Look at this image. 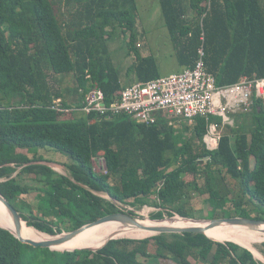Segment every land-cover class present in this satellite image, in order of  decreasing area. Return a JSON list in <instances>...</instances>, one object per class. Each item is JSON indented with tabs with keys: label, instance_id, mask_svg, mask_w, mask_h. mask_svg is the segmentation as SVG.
<instances>
[{
	"label": "trees",
	"instance_id": "trees-1",
	"mask_svg": "<svg viewBox=\"0 0 264 264\" xmlns=\"http://www.w3.org/2000/svg\"><path fill=\"white\" fill-rule=\"evenodd\" d=\"M148 2L0 0V193L13 206L34 194L40 208H46L40 215L18 210L23 225L48 235L70 232L121 212L115 201L138 209L154 206L159 210L150 215L153 220L166 215L195 219L185 208L195 193L208 195L216 203V213L264 219V213L252 216L248 208L255 201L264 210V100L239 112L236 127L223 134L215 151L203 143L204 118L193 123L182 119L178 123L187 126L179 130L177 119L175 126L164 118L144 125L128 115L85 111L92 90H101L110 104L135 83L164 77L145 31L136 35L138 21L145 22L141 11L147 20L158 18L166 27L164 42L181 69H193L202 48L207 71L218 86L245 77L264 78V0ZM119 29L131 56L124 75L108 46ZM133 75L131 85H125ZM63 76L75 89L71 101L60 89ZM39 149L68 156L72 162L65 166L70 175L43 164ZM98 159L101 171L93 164ZM224 173L238 183V193L227 185ZM188 176L193 179L188 181ZM25 179L38 187L25 185ZM262 247L264 254V243ZM161 260L261 264L249 249L204 234L118 238L96 252H60L24 244L0 227V264H161Z\"/></svg>",
	"mask_w": 264,
	"mask_h": 264
},
{
	"label": "built area",
	"instance_id": "built-area-1",
	"mask_svg": "<svg viewBox=\"0 0 264 264\" xmlns=\"http://www.w3.org/2000/svg\"><path fill=\"white\" fill-rule=\"evenodd\" d=\"M204 54L200 49L193 69L135 84L110 104L101 90H92L87 96L85 111L101 116L128 115L146 125L156 124L160 118L171 124L175 119L193 123L196 118H204L207 133L203 142L207 150L215 151L224 128L235 126V116L251 110L258 99L264 98V78L245 77L236 84L218 86L216 78L207 71ZM121 207L135 211L131 206ZM176 218L180 219L179 215L174 216ZM260 262L264 264V259L260 258Z\"/></svg>",
	"mask_w": 264,
	"mask_h": 264
},
{
	"label": "rangeland",
	"instance_id": "rangeland-1",
	"mask_svg": "<svg viewBox=\"0 0 264 264\" xmlns=\"http://www.w3.org/2000/svg\"><path fill=\"white\" fill-rule=\"evenodd\" d=\"M144 1L146 3H149L148 0H144ZM149 4L153 5L154 1H152V3H149ZM141 10H143V7ZM143 15H144V12L141 11L140 17L142 16L141 19H145V22H143L141 20L138 21L137 26H135V30H137L136 35L139 36V34L141 35V33H140L141 31H145V33H146L145 39L147 40L146 42H150L148 46L149 47L152 46L150 48L154 49L155 55H156L158 62L160 64L161 75L162 76H168L171 74L181 73L183 70L178 65L173 51L171 50V48L169 46H167L166 42H164L165 35L168 34L166 27L163 25V23H161L158 20V18H152V19L147 20V17L144 18ZM123 34H124L123 31H121V29H119L115 33L116 38L109 41L108 46H110V51H111L112 57L115 60V63H118V64L121 63L120 68H123V70L125 71L130 64L129 60H131V56L128 55V53H129L128 51H125V43L126 42H125V38H124ZM140 44H143V41H141ZM145 49L149 50L147 47ZM60 82L63 83L60 85V89H61L62 93H64L66 95V99L68 101H71L75 97L74 96L75 95L74 94L75 93L74 86L71 85L70 80H68V78L64 77V76L61 77ZM177 125L179 126V127H177L179 130L184 129V127L187 126V124L184 122L181 124L178 123ZM229 130H230V127L224 129V132L227 133ZM51 151H53V150H48V149L43 150V156L52 155L53 153ZM56 156L61 160L69 161L67 163L72 162L70 160V158L63 153L57 152ZM101 163H102V160H100V159L94 160L93 164H94V167L97 169V171H101V169H102ZM225 177L228 180L227 185L230 188L234 189L235 193H238L239 192L238 183L236 184V181L232 180L226 174H225ZM29 179L24 180L25 185H29V187L34 188V189L36 187H38V184L35 181H30ZM192 179L193 178L191 176L187 177L188 181H191ZM201 184H203V183H201ZM101 195L103 197L109 199V197L107 195H105V194H101ZM34 196L35 195L32 194L30 196L21 197L20 198L22 200L21 204H20V201H17V202L15 201V203H14L15 208L17 210H19L20 212L22 211L26 214L27 213L29 214L30 210L35 211V213H38L39 215L41 214L40 213L41 210L46 212L45 211L46 208H40L41 203L38 199H35ZM154 199H155V196L150 198L152 203L154 202ZM206 199H207V201H206ZM208 199H209L208 195L198 196L195 193V194H193L191 200H189L188 202H185L186 210L188 212H190L191 214H193V216H195V219H193V220H196L198 222V221L205 220V219H221V218H227V217L230 218V217H236L237 216V214L232 212V211H230L229 213L226 211L218 212V213L214 212V210L216 209L215 208L216 203L211 202ZM27 208H29V209H27ZM248 208L250 211L249 213L252 216H257V214H259V213H264V210L262 209V207L259 205V203L255 202V201L250 202ZM147 209H148L147 207H141L140 209L137 208V212H136L138 214L137 218L140 220L150 219V215L153 213V210H151L149 208L150 211H147ZM227 209H230V210L233 209V205L231 202L227 204ZM216 211H218V210H216ZM47 213H48V211H47ZM49 216L51 217V219L56 217L53 214H49ZM212 217H215V218H212ZM171 219H172V217H168L166 215L162 220H159V221L162 222V221L171 220ZM249 231H254V230H249ZM57 235H59V234H57ZM121 238H133V237H121ZM263 243H264V241L260 240L258 243H256L253 246V249H255V251H258L259 253H261L262 249H263V247H262ZM255 256L260 261V257L257 255L256 252H255ZM262 256L264 258V254L261 253V257ZM169 262L163 261V260L160 261L161 264H169ZM171 263L176 264L174 262H171Z\"/></svg>",
	"mask_w": 264,
	"mask_h": 264
},
{
	"label": "bare ground",
	"instance_id": "bare-ground-1",
	"mask_svg": "<svg viewBox=\"0 0 264 264\" xmlns=\"http://www.w3.org/2000/svg\"><path fill=\"white\" fill-rule=\"evenodd\" d=\"M150 211V209H147ZM140 220V219H139ZM141 223L145 225H173V226H195L202 225L205 226L207 223L192 221L189 219H172L166 221H152L148 220H140ZM0 226L10 230L11 232H16L15 224L13 223L10 215L6 212L3 203L0 201ZM248 229L240 226H221L215 227L207 231V235L215 240L220 242H234L245 248L251 249L254 253L261 257V253L255 251L253 246L258 243L260 240L264 241V233H261L259 230L247 231ZM24 239L33 240V241H46L58 239L61 235L52 236L48 234H44L42 232L31 229V227H27L22 224L21 233ZM153 233L141 230L136 227H125L123 228L117 223H104L97 227H93L89 231L80 235L79 237L66 242L65 244L55 247V249H59L62 251L73 250L76 248H98L102 246L107 240L110 238H120V237H133V238H145L151 236Z\"/></svg>",
	"mask_w": 264,
	"mask_h": 264
},
{
	"label": "water",
	"instance_id": "water-1",
	"mask_svg": "<svg viewBox=\"0 0 264 264\" xmlns=\"http://www.w3.org/2000/svg\"><path fill=\"white\" fill-rule=\"evenodd\" d=\"M0 201L3 203L6 212L10 215L13 223L15 224L16 232L13 233L8 229H6V230L13 233L15 235V237L18 238L24 244H27V245H30V246H33L36 248L37 247L47 248V249H50L52 251L64 252L62 250L55 249V247L61 246V245L65 244L66 242L71 241V240L79 237L80 235L89 231L93 227H97V226L104 224V223H117L120 226H122L123 228H125V227H136V228L141 229V230H146V231L153 233L149 237L164 234V233H180V234L181 233H195V234L207 235L208 230L215 228V227H221L224 225H226V226H240V227H245V228L250 229V230H259L261 233H264V219H255V218H246V217H241V216L237 217L236 216V217H230V218L227 217V218H221V219H205V220L198 221V222L207 223L205 226H202V225H195V226H188V227L173 226V225L152 226V225H145V224L141 223V221L137 217H135L131 214H127V213H123V212H117V213L107 215L101 219L94 221V222L88 223V224L84 225L83 227L75 229L73 231L63 232L60 234L61 237L58 239L46 240V241H33V240L24 239L22 237V235L20 234L21 230H22V223L24 221L21 213L1 193H0ZM189 220L196 221L193 219H189ZM3 229H5V228H3ZM145 238H147V237H145ZM114 239H118V238H115V237L110 238L102 246H100L96 249L95 248H76L73 250H66V251L72 252V251H76V250H88V251L96 252L99 249H101L102 247H104L110 240H114ZM136 239H144V238H136ZM247 249H249V248H247ZM249 250L252 251L251 249H249Z\"/></svg>",
	"mask_w": 264,
	"mask_h": 264
},
{
	"label": "crops",
	"instance_id": "crops-1",
	"mask_svg": "<svg viewBox=\"0 0 264 264\" xmlns=\"http://www.w3.org/2000/svg\"><path fill=\"white\" fill-rule=\"evenodd\" d=\"M141 41L142 40H139V43H141ZM147 51L151 52L150 48ZM140 52L143 54V56L147 55L145 51H140ZM126 70L123 72V75L125 74ZM182 70H184V68ZM134 79H135L134 75L131 78L126 79L127 83H125V85H127V86L131 85V83ZM43 150H46V149H39L37 151V156L43 158V160L45 161V162H42L43 164L50 166L52 169H54L56 172H58L61 175H69L70 174L69 169L65 166V164H67V162H69V161L59 159L56 156L57 151H51L54 155L51 153L52 155L43 156ZM48 150H50V149H48ZM154 208L155 207H152V209H154ZM155 212L156 211H154L153 213H155Z\"/></svg>",
	"mask_w": 264,
	"mask_h": 264
},
{
	"label": "clouds",
	"instance_id": "clouds-1",
	"mask_svg": "<svg viewBox=\"0 0 264 264\" xmlns=\"http://www.w3.org/2000/svg\"><path fill=\"white\" fill-rule=\"evenodd\" d=\"M202 49V48H201ZM204 50V49H203ZM205 53V52H204ZM261 100H264V98H260ZM239 116V114L238 115H236L235 116V126L234 127H236V121H237V117ZM131 118V117H130ZM132 119V118H131ZM176 120V119H175ZM175 120L173 121V123L171 124L170 123V121H167V122H169L170 123V125H174L175 126V124H176V122H175ZM178 121H177V123L179 122V121H181L182 119H177ZM184 120V119H183ZM135 121V120H134ZM185 121V120H184ZM136 122V121H135ZM186 122V121H185ZM189 122V121H188ZM137 123V122H136ZM137 124H139V123H137ZM157 124V123H156ZM144 125H146V124H144ZM153 125H155V124H153ZM228 127H230V126H227V127H225L224 129H226V128H228ZM234 127H230V128H234ZM225 132L223 131V134H224ZM206 135V134H205ZM204 139V138H203ZM204 143V142H203ZM58 173V172H57ZM102 196V195H101ZM110 199V198H109ZM154 201H156L155 199H154ZM115 203H116V205H118L119 206V208L121 209V212H123V213H127V214H131L130 212H135V214L136 215H133V214H131V215H133V216H135V217H137L138 216V214L136 213L137 212V208H135L134 206H132V205H130V204H126V206H131V207H133L134 209H135V211H125L122 207H121V205H124V204H121V203H118V202H116L115 201ZM150 203L152 204V202L150 201ZM143 207H147L148 209L150 208L151 210H153V212L154 211H158L159 209H157V208H154V209H152V207H154V206H143ZM180 217V216H179ZM172 219H174L173 217H172ZM171 219V220H172ZM180 219H184V217H180ZM185 219H190V218H185ZM150 220H152V221H159V220H153V219H151V216H150ZM25 222V221H24ZM65 232V231H64ZM43 233V232H42ZM63 233V232H62ZM47 234V233H46ZM61 234V233H60ZM59 234V235H60ZM50 235V234H49ZM52 236H57V234L56 235H52ZM134 239H136V238H134ZM61 252V251H60ZM64 252H66V251H64ZM68 252H70V251H68ZM73 252V251H72ZM253 254H254V256H255V253L254 252H252ZM256 257V256H255ZM257 259V258H256ZM258 260V259H257Z\"/></svg>",
	"mask_w": 264,
	"mask_h": 264
}]
</instances>
